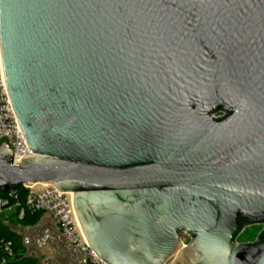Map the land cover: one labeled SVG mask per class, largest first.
<instances>
[{
	"label": "water",
	"instance_id": "95a60500",
	"mask_svg": "<svg viewBox=\"0 0 264 264\" xmlns=\"http://www.w3.org/2000/svg\"><path fill=\"white\" fill-rule=\"evenodd\" d=\"M0 48V192L71 193L105 264H264V0H0Z\"/></svg>",
	"mask_w": 264,
	"mask_h": 264
},
{
	"label": "built area",
	"instance_id": "2783aa9c",
	"mask_svg": "<svg viewBox=\"0 0 264 264\" xmlns=\"http://www.w3.org/2000/svg\"><path fill=\"white\" fill-rule=\"evenodd\" d=\"M222 117L216 115V118ZM9 143L14 162L18 164L23 159L33 155L29 149L24 134L20 128L10 96L3 81L2 56L0 48V148L4 143ZM43 186V185H42ZM25 197L22 199L16 188L10 189L0 195V215L17 211L19 219H23L27 213H43L50 217L58 229V234L67 246L76 248L79 252L87 255L86 264H105L88 245L76 219L72 206V194L63 193L52 185L41 188L24 187ZM191 238L183 233L181 242L184 247L188 246ZM6 256L1 264H10L13 257L12 245H4Z\"/></svg>",
	"mask_w": 264,
	"mask_h": 264
},
{
	"label": "rangeland",
	"instance_id": "374dc122",
	"mask_svg": "<svg viewBox=\"0 0 264 264\" xmlns=\"http://www.w3.org/2000/svg\"><path fill=\"white\" fill-rule=\"evenodd\" d=\"M221 115V114H218ZM45 186V185H43ZM42 185L35 186L36 188L43 187ZM9 212L0 215V221L6 220ZM41 224V223H40ZM39 224V225H40ZM37 225L32 228L24 229V227H14L27 241V254L29 256L36 257L35 260L38 264H77L74 257L69 253V249L65 244V241L56 233L50 234L49 245L42 250L38 251L35 244L36 241L41 240L45 231L42 226ZM13 228V229H14ZM264 231V225H252L244 229L240 235L239 243H255L258 240V236ZM55 240V241H54Z\"/></svg>",
	"mask_w": 264,
	"mask_h": 264
},
{
	"label": "trees",
	"instance_id": "16d2710c",
	"mask_svg": "<svg viewBox=\"0 0 264 264\" xmlns=\"http://www.w3.org/2000/svg\"><path fill=\"white\" fill-rule=\"evenodd\" d=\"M18 193H20L21 198L23 199L26 195V189L24 187L16 188ZM0 195H3L0 193ZM43 213H27L23 219H19L17 211L10 213L6 220L0 221V264L2 260L7 257L4 251V245L10 243L12 245L13 257L10 260V264H38L35 260L36 257L29 256L27 254V245L24 237L13 227L21 226L24 229L32 228L39 225L43 218ZM7 221V223H5ZM243 228H246L249 225L246 222H241ZM261 237V234L258 236V239ZM255 244V243H252Z\"/></svg>",
	"mask_w": 264,
	"mask_h": 264
},
{
	"label": "crops",
	"instance_id": "0c3cea01",
	"mask_svg": "<svg viewBox=\"0 0 264 264\" xmlns=\"http://www.w3.org/2000/svg\"><path fill=\"white\" fill-rule=\"evenodd\" d=\"M9 214H10V212H9ZM5 223H7L8 225H9V223L7 222V221H5ZM41 226H42V228L44 229V231H45V234L46 233H52V234H54V235H56V233L58 234L59 232H58V229H57V227H56V225L54 224V222H53V220L50 218V217H48V216H44V218H43V220H42V222H41V224H40ZM39 225V226H40ZM14 228V227H13ZM14 230H16L15 228H14ZM59 235V234H58ZM27 245V244H26Z\"/></svg>",
	"mask_w": 264,
	"mask_h": 264
},
{
	"label": "flooded vegetation",
	"instance_id": "af4514ba",
	"mask_svg": "<svg viewBox=\"0 0 264 264\" xmlns=\"http://www.w3.org/2000/svg\"><path fill=\"white\" fill-rule=\"evenodd\" d=\"M257 225H263V224H257ZM55 241V240H54ZM259 242H261V239L259 238L255 243H259ZM48 243H50V240H49V242ZM35 244H36V246H37V248H38V251H40V250H42L43 248H40L38 245H37V241L35 242ZM49 244H46V246L45 247H47ZM44 247V248H45ZM35 256V255H34Z\"/></svg>",
	"mask_w": 264,
	"mask_h": 264
}]
</instances>
